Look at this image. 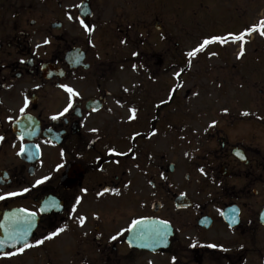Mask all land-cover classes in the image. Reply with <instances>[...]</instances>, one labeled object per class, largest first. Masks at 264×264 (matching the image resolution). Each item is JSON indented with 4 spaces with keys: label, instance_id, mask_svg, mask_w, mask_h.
I'll list each match as a JSON object with an SVG mask.
<instances>
[{
    "label": "flooded vegetation",
    "instance_id": "af4514ba",
    "mask_svg": "<svg viewBox=\"0 0 264 264\" xmlns=\"http://www.w3.org/2000/svg\"><path fill=\"white\" fill-rule=\"evenodd\" d=\"M156 1L0 0V264H264L259 42L244 40L239 59L241 41L224 42L219 71L199 53L189 66L197 40L185 46L187 28ZM61 85L79 95L52 120L69 102ZM30 212L29 243L65 231L5 256Z\"/></svg>",
    "mask_w": 264,
    "mask_h": 264
},
{
    "label": "rangeland",
    "instance_id": "374dc122",
    "mask_svg": "<svg viewBox=\"0 0 264 264\" xmlns=\"http://www.w3.org/2000/svg\"><path fill=\"white\" fill-rule=\"evenodd\" d=\"M264 1V0H261ZM160 1L157 0L156 4ZM165 9V21L167 23L175 22L181 24L187 28L188 31H184L180 34L178 39L186 40L185 46L189 47L191 41L197 40L200 44L203 40L209 39L214 36L229 37V34L239 35L246 30L252 28L254 25H258L260 20H264V4H262L261 11L255 12L250 10L248 0H237L235 5L231 4L227 0H163ZM234 8V9H229ZM260 15V16H259ZM253 34V33H252ZM255 38L258 43V51L261 50L264 55V36L256 32L253 37H244V40ZM233 40L228 38L227 43H231ZM224 43L213 42L209 46L211 48L204 49L199 52V58L202 61H206L208 64L214 66V71H219L218 68H223L224 63L222 61V48ZM227 46V45H226ZM213 47V48H212ZM234 45L231 44L229 48L236 52ZM253 52V50H251ZM213 70V67L211 68ZM232 70V68L230 69ZM223 71V69H221ZM264 73V70H262ZM239 90L237 86L231 84V90L228 99L227 107L230 111L240 114V109L246 102V96ZM247 93V91H246ZM228 94V93H227ZM226 94V95H227ZM240 97H238V95ZM249 99V97H247ZM211 103L226 102V99L222 97L220 101H215L212 98L208 99Z\"/></svg>",
    "mask_w": 264,
    "mask_h": 264
},
{
    "label": "snow or ice",
    "instance_id": "6c2138e0",
    "mask_svg": "<svg viewBox=\"0 0 264 264\" xmlns=\"http://www.w3.org/2000/svg\"><path fill=\"white\" fill-rule=\"evenodd\" d=\"M77 7H79V5H77ZM68 19L71 20L72 19V16L69 15L68 16ZM81 25L84 27V30L85 32L91 34V32L93 31V29L91 27H89L88 25H86L84 23V21H81ZM252 32H259V34L261 36H264V20H260L259 21V24L258 25H254L252 28L246 30L244 33H241L239 35H233V34H229V37H223V36H214V37H211L209 39H205L203 40L196 48L192 49L191 51L187 52L186 53V56L189 58V66H190V62H191V59L194 58L199 52H202L205 47L207 45H209L210 43H213V42H220V43H224L226 42V40L228 38H231L233 40V42L239 40L241 41V49H240V52L238 53L237 55V59H239L242 55H243V43H244V37L246 35H250ZM49 41L47 39L44 40V44H48ZM121 43H125L124 41H121ZM37 47H40V45H37ZM137 53H133V56H136ZM21 63H24V61H21ZM135 65L133 66V70H135ZM183 71V70H181ZM181 75V72L178 71L175 73V76L179 77ZM180 85L178 84L177 87H179ZM61 87L64 88L65 92H67L69 94V102L67 104V106L63 109L62 112H60L58 115H53L52 117H50V119L52 120H57L59 119L61 116H63L65 113H67L69 111V109H71L73 107V104H72V98L73 97H77L79 95L78 92L74 91L71 87H68L67 85H61ZM172 91L174 92L175 89H172ZM28 105V101L25 100L24 101V107L20 108V112L21 113H24L25 111V108L27 107ZM130 111H134V110H130ZM225 114H227V109H224L223 110ZM242 115L244 116H247L249 115V113L247 112H244L242 113ZM9 120H11V117H9ZM215 124L216 122L215 121H212L209 125H208V128H212V127H215ZM155 133H153L154 135ZM2 139V138H0ZM25 151L24 149V146L21 145L20 147V151L17 153V155H21L23 154ZM112 151V150H110ZM237 156H239V158L241 160H244L245 157L241 154V153H236ZM199 171L201 172L202 175H206L207 173L205 172V170L203 168L199 169ZM49 179L48 177H44L43 180H37L36 181V185H40V184H43L45 180ZM34 185V186H36ZM25 193L29 191V189L25 188L23 190ZM105 191H109V189H105ZM21 193H17V192H10L8 193V196L9 197H14V196H17V195H20ZM118 194V193H117ZM5 199V196H0V200H4ZM80 203V199L79 197L76 199V204H79ZM72 211L75 212L76 209L75 207L72 208ZM29 219L27 220L26 222V225L19 231H14V232H9L7 233V238L9 240H12V241H15L17 243H19L20 241H23V243L21 244V246L19 248H16V250L14 252H9V253H5L4 255L5 256H12V255H16V254H19V253H23L26 249L28 248H31V247H34V246H38V245H41L43 244L46 240H51L53 239L54 237L56 236H59L62 232L65 231V228L61 227V228H57L56 230L52 231L50 234L44 236L43 239L41 240H37L35 245L29 243L27 240H26V237L28 235V231L27 229L29 227H31L32 225V219L34 216H35V213H28L27 214ZM85 217L83 216H80L78 217L77 219V223L80 225V226H83L84 223H85ZM142 221L140 220H133L132 221V224L130 226V228L128 229V231H132L137 225L141 224ZM161 224H163L165 227L167 226V222L166 221H160ZM0 227H3L2 225H0ZM112 240H116L117 239V236H112L111 237ZM5 245V242L4 241H0V247H3ZM13 247H15V244L13 245ZM209 248H212V247H215V245H212V244H209L208 245Z\"/></svg>",
    "mask_w": 264,
    "mask_h": 264
}]
</instances>
